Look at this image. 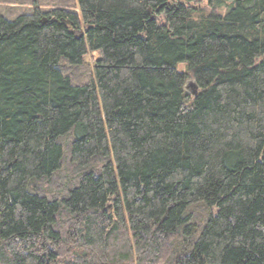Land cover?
<instances>
[{"label": "trees", "instance_id": "trees-1", "mask_svg": "<svg viewBox=\"0 0 264 264\" xmlns=\"http://www.w3.org/2000/svg\"><path fill=\"white\" fill-rule=\"evenodd\" d=\"M198 1L0 0V264H264V0Z\"/></svg>", "mask_w": 264, "mask_h": 264}, {"label": "water", "instance_id": "water-1", "mask_svg": "<svg viewBox=\"0 0 264 264\" xmlns=\"http://www.w3.org/2000/svg\"><path fill=\"white\" fill-rule=\"evenodd\" d=\"M187 89H191L192 90V92H193V95H195L196 94V88H195V86H194V84H193V82H189L188 83V85H187Z\"/></svg>", "mask_w": 264, "mask_h": 264}, {"label": "rangeland", "instance_id": "rangeland-1", "mask_svg": "<svg viewBox=\"0 0 264 264\" xmlns=\"http://www.w3.org/2000/svg\"><path fill=\"white\" fill-rule=\"evenodd\" d=\"M198 4L201 5V6H202V5L205 6V0H199V1H198Z\"/></svg>", "mask_w": 264, "mask_h": 264}]
</instances>
